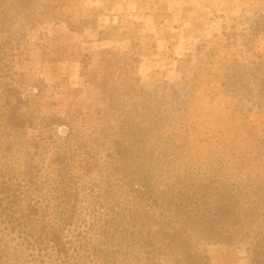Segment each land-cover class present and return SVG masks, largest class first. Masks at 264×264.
Returning <instances> with one entry per match:
<instances>
[{"label":"rangeland","instance_id":"obj_1","mask_svg":"<svg viewBox=\"0 0 264 264\" xmlns=\"http://www.w3.org/2000/svg\"><path fill=\"white\" fill-rule=\"evenodd\" d=\"M0 57L13 157L76 191L60 253L3 231L0 264H255L264 0H0Z\"/></svg>","mask_w":264,"mask_h":264},{"label":"trees","instance_id":"obj_2","mask_svg":"<svg viewBox=\"0 0 264 264\" xmlns=\"http://www.w3.org/2000/svg\"><path fill=\"white\" fill-rule=\"evenodd\" d=\"M1 58L0 64L4 65ZM5 85L6 97L0 99V232H17V236L27 240L32 248L37 245L51 247L60 253L65 247L63 230L74 215L71 212L74 206L72 197L76 196V191L70 190L72 187L66 183L65 175H57L48 181L54 192V207L42 201L46 198L42 192L47 182L40 179L41 175L30 173L27 162L20 163L13 157L14 150L17 151L20 148L18 145H22L19 143L20 136L34 119L32 114L20 109L22 103L29 102V98L17 94L14 96L12 92L15 88L11 82L7 81ZM52 212L56 219L49 218L48 214ZM235 232L233 236L238 234L239 238H245L251 261L264 264V234L251 231L246 235L241 230ZM185 244L183 242L173 248L181 258L184 256L182 246ZM202 254L206 257L204 252ZM204 264H208V260Z\"/></svg>","mask_w":264,"mask_h":264}]
</instances>
